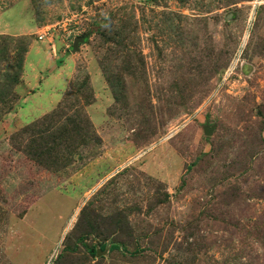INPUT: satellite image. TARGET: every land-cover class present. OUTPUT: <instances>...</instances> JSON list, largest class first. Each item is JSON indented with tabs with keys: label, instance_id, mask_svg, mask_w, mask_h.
<instances>
[{
	"label": "rangeland",
	"instance_id": "rangeland-1",
	"mask_svg": "<svg viewBox=\"0 0 264 264\" xmlns=\"http://www.w3.org/2000/svg\"><path fill=\"white\" fill-rule=\"evenodd\" d=\"M12 112L0 264H264V0H0Z\"/></svg>",
	"mask_w": 264,
	"mask_h": 264
},
{
	"label": "crops",
	"instance_id": "crops-1",
	"mask_svg": "<svg viewBox=\"0 0 264 264\" xmlns=\"http://www.w3.org/2000/svg\"><path fill=\"white\" fill-rule=\"evenodd\" d=\"M29 57V56H28ZM28 57H27V59H26V62L28 61ZM30 96H32V95H27L26 96V98H24L25 96H22V103H23V106L29 101V99L31 98ZM23 109H24V107L23 108H21V110L23 111ZM14 115V113L12 112V113H9V114H7L6 116H5V118L6 119H4V120H2V121H0V127H2V128H7V127H10L11 125H12V123H11V119H12V116ZM9 121H10V123H9ZM16 124H17V126L18 125H20V124H23L22 123V121H17V122H15Z\"/></svg>",
	"mask_w": 264,
	"mask_h": 264
},
{
	"label": "water",
	"instance_id": "water-1",
	"mask_svg": "<svg viewBox=\"0 0 264 264\" xmlns=\"http://www.w3.org/2000/svg\"><path fill=\"white\" fill-rule=\"evenodd\" d=\"M81 43H85V39L83 37L79 36V37L75 38V41H74L73 47H72V51L73 52L78 51ZM206 132H207V134H210L211 128H207Z\"/></svg>",
	"mask_w": 264,
	"mask_h": 264
},
{
	"label": "trees",
	"instance_id": "trees-1",
	"mask_svg": "<svg viewBox=\"0 0 264 264\" xmlns=\"http://www.w3.org/2000/svg\"><path fill=\"white\" fill-rule=\"evenodd\" d=\"M18 66H19V64H17ZM30 127H32V125H29L28 127H25L24 129H29ZM37 134V133H36ZM55 137V136H54ZM56 139V138H55ZM55 142V140H53V142L52 143H54ZM46 146H47V144H45ZM59 146H60V144H58ZM56 162V161H55ZM52 166V165H51ZM51 166H49V167H51ZM102 248L104 249L105 248V245H103L102 246ZM263 250H264V243H263ZM91 251V253L92 254H97V250H95V249H91L90 250Z\"/></svg>",
	"mask_w": 264,
	"mask_h": 264
}]
</instances>
